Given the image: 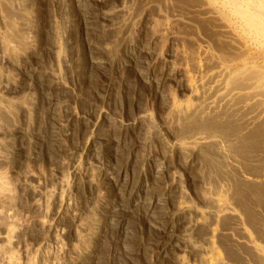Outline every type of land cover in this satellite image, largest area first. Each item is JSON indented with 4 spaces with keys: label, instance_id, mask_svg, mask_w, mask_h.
Masks as SVG:
<instances>
[{
    "label": "bare ground",
    "instance_id": "6f19581e",
    "mask_svg": "<svg viewBox=\"0 0 264 264\" xmlns=\"http://www.w3.org/2000/svg\"><path fill=\"white\" fill-rule=\"evenodd\" d=\"M9 1L10 0H8V2ZM16 1V3L10 1L8 3L9 5H7V0H0L1 7H3V5L4 7L5 5L10 7L8 10L5 7L8 14L6 13L4 17L0 16L3 25L2 29L4 31L6 30V33H4L1 32L2 29H0V69L1 66H5L6 69L7 67L10 68L12 72L17 71L23 75L26 73L30 76V79L26 85L23 82L24 85L20 84L21 81L13 84L5 80V82L0 81V168H9V172L13 175L20 171L18 179H14L16 181L14 184L15 193L13 192L14 190L10 191L8 187L2 184L0 178V264H55L56 260L58 264H67L62 260L65 257H68L66 258L68 264H92L96 256V250L92 244L100 243L102 239L107 236L109 229L110 231L111 229L113 231L115 230V234L112 233L115 235L116 240L122 238L127 239L131 236L132 231L130 230V226L132 224L137 225L138 223H133L134 221L131 223L128 215H130L136 207H142L141 214L138 217L140 218L138 219L139 223L140 220H142L143 225H147L148 229L152 228V230L158 234V238L156 237L152 250V258H155V262L157 260V263L159 260H165V257L173 251L174 260L170 264H229V262L231 264L234 258L236 261H241L242 253L250 256L249 258L253 263L251 260H249L251 261L249 263L264 264V169L262 170L259 168L260 166H264V0H209L211 6L214 5L216 9H208L205 7L204 5L208 6V4L203 3L204 0H202L203 2L201 5L199 4L200 0H183L188 6L187 13H190L192 18L197 17V19L200 20L199 23L202 27L200 30L208 36L211 42L208 48L204 46V44L202 45V40L207 37L200 32L202 40L199 39L201 40L200 43L195 40V49H193L196 50L197 56L195 55L196 57H194L196 60L193 59V61H196V64L194 63L195 65L193 66H195V70L191 73H189L186 63H184L188 61L184 59L186 58L185 56H187L185 54V48L176 50L175 52L170 51V49H172L171 47L177 43H179L182 48L183 42L189 40L191 35L188 34L190 38L186 39L184 37L186 40L183 41L180 39L181 35L179 36L180 38L177 37L178 33L176 30L173 29V31L171 28H168V24L163 25V29L160 30L159 28L160 32H156L157 34L151 31L154 33V35L152 34L153 36L150 37L151 40L160 41L164 44L163 47L159 45L160 47L158 50L153 53L148 49L150 47L144 44V40L139 36V28L143 20H148L150 18L154 25V22L156 24L159 19L167 18L164 13L173 10L176 11V9H170V6L168 7L172 0H140V2L143 1V8L139 15L137 13V16L136 12L132 11L134 8V6L131 5L132 2H126H130V0H119L120 3L118 2L113 8L108 7L110 4L108 6L105 5L107 0H88V2L92 4V7L87 10L86 14L92 19H95V23H97L99 27L98 31L102 30L104 35L105 33L112 34L113 38L110 39V36H108L105 37L103 42L101 40L99 49L102 51L103 55L90 54L88 62H84L89 66L97 65L106 68L109 67V76L114 75L115 77L117 71V75H119V70H122L120 71L122 73L119 78L120 80H117L118 82L116 84L117 87L121 89H118L116 95L115 92L112 91L113 85H110L106 81L104 82L102 80L98 82L95 88V92L104 93L103 97H100L101 100L99 102L107 101L106 103H108L111 101L112 94L113 96L115 95L117 103L119 104V114L116 113L114 116L112 113H110V115L107 112L99 110V102L90 105L82 114H76V112L72 110L70 104L68 105L67 101L64 100L69 93L74 95V93H72L73 88L70 87L72 81L70 67L73 64L70 58L72 57L68 58V60H65L66 58L60 59L62 65L59 64V58L55 60L56 58L54 57L57 63L55 69L46 68L41 64L37 65L35 62L31 64L30 59L32 60V57L35 55V49L33 48H35L36 42L33 41L30 44V42L28 43V38L33 34L32 32L37 30L35 28L37 23H34L33 18H27L28 16L26 15L24 16L25 18L23 17L26 19L25 21L22 20L24 22L23 24L22 21L19 24L17 23L16 20L18 18H13V14H18L22 17V15H24V8L20 9L17 5L19 0ZM21 1V5H23L24 2L26 4V1ZM31 1L33 4H35L36 1L39 3V0ZM53 2L57 4L55 8L61 13L62 19L60 27L57 25L54 29V31L58 33L56 34L57 43L48 48L46 52L56 56L60 51L62 53L63 47L67 49V47L71 45L72 41L70 42V35L76 33L74 31L81 25L82 21H79V23L77 20L73 18V20H70L69 18L71 17L69 16V12H71L73 0H54ZM77 2L79 3L81 0H77ZM140 2L138 1L137 3ZM173 2L175 3V0H173ZM177 3L178 2H176L175 5L180 7L183 2H181L180 5ZM185 3H183V5ZM101 4H103V6H100ZM142 4L140 6H142ZM29 5L30 7L32 6L31 4ZM154 5L158 7L157 10L160 12L156 13L157 11H152L156 13V16H153V18L149 16L146 17L144 15L145 8L148 7V9L151 10L152 8L150 6L154 7ZM201 6H204L207 10ZM27 10H29V8ZM3 11L4 10H2L1 13ZM161 11L163 13H161ZM184 14L186 15V13ZM199 15L202 18H200ZM186 16L181 18L180 15H175L174 13L171 17L175 21L183 22L184 19H188L189 15ZM156 17L159 19L156 20ZM192 18L187 20L189 25L192 23ZM11 19H14V21ZM161 21H158V23ZM5 22L7 23L4 25L3 23ZM13 22L21 26L20 29H18L19 26L16 27ZM188 23L185 21V26H187L186 24ZM20 24H22L23 27ZM193 24L196 23L194 22ZM230 26L236 29L235 32H238V35L235 34ZM153 27L154 26H152V28ZM197 29H195L196 32H198ZM190 30L193 31V29ZM102 32L98 34H102ZM35 33L36 31L34 35ZM181 33L182 32H180V34ZM198 33L197 38L194 36V38H192L198 40V38L201 37L198 36L200 35V33ZM98 34L96 36L95 33H93V35H95L94 37H96L93 41H98ZM126 34L131 35L123 39V41L125 40L124 43L122 38ZM194 35L196 34L194 33ZM80 37L78 39H80ZM35 38H37V35H35ZM119 40V43L122 41V44L117 48L118 52H115V55H113L114 53L112 51H114L116 47L115 45L114 47L111 45ZM156 41H152L154 45ZM204 41L206 40L204 39ZM15 42H18L19 45ZM88 43H86L87 46L85 50L89 54L92 47ZM205 43H208V41ZM14 44L24 48L23 50L28 53H23L25 55L19 58L8 55L10 54L8 51L15 48ZM246 46H251L263 56L259 57L257 55V57H255L250 55ZM155 49L156 48L153 50ZM16 50L14 49L15 54H17ZM144 53L149 54V59L146 58L147 61H145V66L142 68L139 65L141 64V55ZM186 53L190 55L194 54V52H192V54ZM177 60H179L180 63L177 68L173 69L170 65L173 61ZM189 63L191 64L192 62ZM157 67L161 70L158 68L159 70L157 71ZM188 67H191V65ZM81 70L83 74L85 68ZM40 71H43V73L49 77V85L46 90L36 86L37 83L32 80ZM115 71L116 74H114ZM4 72L2 71V73ZM5 73L7 74L8 70ZM7 79L9 80V78ZM115 82L116 81H114V83ZM138 82L148 84L151 87V103L157 98H159L160 101L168 100L167 108L170 117L169 120L172 126L175 127L176 133L179 132V135L176 134L169 140L167 139L168 142H170L169 149L161 148L162 151H164L163 149H167V156L158 157L151 153L152 144L154 145L155 143H153L154 137L160 140V136L164 130L161 128L163 126L160 125L159 127L154 123L151 115L148 113V109L141 108L135 110V113L129 120H126L127 123L122 127L121 125L120 127L117 125L124 116V104L122 105V98L124 97L123 91L129 86L131 87V92L135 91L138 87ZM169 83H175L177 86L180 85V89L178 90L182 99L180 98L178 101L168 94L167 84ZM37 92L45 93L47 107L51 113H64L61 120L62 122L60 121L57 123V130L60 132L59 138L60 141H62L59 145L62 147V150L66 152V157L71 161L70 163L72 165L75 163L73 161V154L72 152L70 153L68 149V143H71L70 141H72L71 139L74 137L73 127L71 126L74 122H81L88 133L95 132V137L93 136V139L88 140L85 138V134L87 133L84 132L85 134L81 136L85 139H83V143L79 149H77L79 151L84 150L83 153H85V158H89L91 163H93L95 167H98L94 168V170L97 169V174L103 177L102 180H106L108 185H111L114 190L116 189L121 196L126 195L127 198V204L122 206V210L125 214L123 213L124 216L120 218L114 217V212L117 210L116 207L118 206L116 205L118 203L115 206L111 204H109L111 206H108V204L101 203L98 209V216L96 219L94 217V225L96 228L93 232L91 231V233L89 232L90 226H83L79 214L69 209V220L72 223L70 225L74 226L75 236L71 234L72 232H69V234L72 235L71 237H76L78 243H81L83 247L78 249L75 247L72 250L64 249L59 253L60 255L56 254V252L52 254L53 252L50 253L49 251L48 253L46 250L50 243L54 245H58L59 243L60 238L58 239L56 235L59 231L56 232L55 228L63 221L66 214H68L66 213L67 205L65 204V197L69 195V192L73 189L71 187L72 185H66L61 181L59 189L53 192L43 189V187L41 188L40 186L35 188V186L33 187L30 183L36 180L38 181L39 178L36 174L29 170L23 171L21 168L16 167V165H9L10 160H12L10 157L14 156L18 148L31 146L37 149L35 144H37L38 137L40 136L37 137L34 135L35 130L29 132L24 130L20 125L13 123L14 114L12 113L11 103L9 104V102L4 101L6 98L2 100L1 94L3 93L4 95V93H7L9 96L26 94L29 96L30 99L28 103L23 105L27 98V96H25L26 98L21 106L23 112L29 113L30 115L39 107L38 98H40V96H38ZM52 94L55 95L54 98ZM124 94L126 95L127 102L131 99L129 101L130 104H135L132 100L135 99L136 95L133 93L132 95H128V93ZM11 99L14 100V97ZM15 99H17V97ZM13 103L15 104V102ZM15 109V111H19L17 110L18 108ZM163 109H165V107ZM4 120H10V122H12H8L9 127L6 126ZM105 121L110 123L111 128L110 131L107 130L108 132L105 131V133H103ZM167 121L168 120H166L165 123L169 122ZM170 128L172 129V127ZM138 130L140 132L142 131L141 147L146 150L145 155H143L141 159L142 163L140 169H138L137 178L134 179L136 176L134 175L135 177H132L130 170L132 164H134L133 162H135L134 160L137 154L140 153L137 146H131L128 149L125 164L123 166L120 165V168L118 166L116 170L112 169V164L115 163H111V159L113 157L116 159L118 150L122 145H125L129 135L138 132ZM58 131L56 133H58ZM39 132L40 131H37L35 134L38 135ZM165 136H167V134H165ZM79 142L82 141L80 140ZM161 142H159V144H161ZM162 146L164 147V145ZM166 146L167 145H165V147ZM154 148L155 147H153V149ZM36 149H31L29 151L27 154L28 161L25 159L27 162H37V155L39 153ZM176 155L180 159L178 162L180 166H178L181 168V172L189 166L191 168L195 167V174L198 176V181H200L201 193L199 192V199L201 204L199 203V205H188L189 200L184 189V182L179 178V174L173 173L175 165H177L174 163L175 161H173ZM14 157L18 158V156ZM17 163H19V161ZM21 163H19V166ZM74 168L72 173L73 179L83 172L78 169V167ZM90 168L92 170V167ZM170 168L173 172H170ZM164 171H169V173L165 172L166 174H170L169 180L164 182L162 188L150 192L149 179L158 177V175L164 173ZM85 172L87 173L86 170ZM82 177L84 178V176ZM76 184L77 183L74 185ZM88 186L93 187V181H89ZM13 193L15 196H13ZM171 196H175V205L174 210L169 212L167 209V201ZM17 198L20 199L21 202L28 201L30 203V207L27 206L29 207L27 209H30L32 213L30 221H28L27 217H23V219H25L23 220L20 216H17L15 212L17 209L15 206L16 204L13 205L17 201ZM119 204H125V202ZM27 211L25 212L27 213ZM239 212L242 213L241 215L244 217L245 223L252 231V234L255 235L254 238L257 243L251 239L248 234H245L246 230L244 231V227H242V221L244 222V220L240 217L241 215L239 216ZM187 215L189 216L188 219L186 217ZM130 218L132 217L130 216ZM133 226L134 225H132V227ZM79 230L80 233L85 232L86 234L89 232L87 238L84 237L85 240L83 234L80 235V233H78ZM31 231H38L41 234V238L34 243V246L27 244ZM66 236L67 234L65 238ZM260 249L263 252L262 257L259 256ZM245 257H243L244 261ZM260 258L263 259L261 260Z\"/></svg>",
    "mask_w": 264,
    "mask_h": 264
},
{
    "label": "rangeland",
    "instance_id": "374dc122",
    "mask_svg": "<svg viewBox=\"0 0 264 264\" xmlns=\"http://www.w3.org/2000/svg\"><path fill=\"white\" fill-rule=\"evenodd\" d=\"M10 1H13L14 3L17 2L16 0H10ZM24 1H26V4H25ZM53 1L54 0H42V1L39 0L38 2L40 4L37 3V1L35 2V4H33L31 0H23L24 3H23V5H21L22 1L19 0V2L17 3V5H18V7L20 9H23L24 8L23 9V12H24L23 14L24 15H22V17H21L18 14H13V16H14L13 18L17 17L18 19L16 21L19 24V23H21L22 20L23 21L26 20V19H24L25 18L24 16L26 15V16H28L27 18H31V19L33 18L34 23H37L36 24L37 26L35 27L37 29V30H35L36 31L35 35H37V38H35V35H34V32L35 31L32 32L33 34L30 33L31 36H29V38H28V43L30 42V44H31L33 41L36 42L35 48H33V49H35L34 50L35 51V55L32 57V60L30 59L31 64H33L35 62V64H37V65L41 64L42 66H44L46 68H51V69L54 68L55 69L56 66H57V63H56L55 60H57L58 58H59V60L60 59H63V58L64 59L66 58L65 60H68V58L72 57V58H70V59H72V62H73V64L70 67L71 68V74H72V81H71V83L70 82L69 83H70V87L73 88V92L72 93H74V95L71 94V93H69L71 95L68 94L67 97L64 98V100L67 101V104L68 105L70 104L72 110H74L76 112V114H82V112L86 111L89 108L90 105H92L93 103L96 104L97 102H99L101 100L100 97H103L104 93H102V92H100V93L99 92H95V88H96V85L98 84V82H100V81L103 80L104 82L106 81L110 85L112 84L113 85L112 91L115 92V95H116V93L118 92V89L119 90L121 89V88L117 87L116 84L120 80L119 78H120V76L122 74L120 71H122V70H119V75H117L118 74V71H117V74H116V71H115V73H114V74H116L115 77H114V75L109 76V72H110V68L109 67L106 68V67H101V66H97V65L89 66L88 64H85V62H84V61H86V63L88 62V59L90 57L89 56L90 54L91 55H95V54L96 55L97 54L98 55L99 54L103 55L102 54V51L99 49L100 48L99 46H100L101 40L103 42L104 39H105V37H108V36H110L109 37L110 39L113 38L112 34H106L105 33V35H107V36H105L104 35V32H102V30L98 31L99 30V27H98L97 23H95V19L93 18L94 19V21H93V19L86 14L87 13V10L92 7V4L89 3L88 0H81V2H79V3L77 2V0H73V5L71 6L72 7L71 8V12H69V16H71V17H69V18H70V20H73L74 19V20H77L78 22L79 21L80 22L82 21V22H81V25L78 28L75 29L74 32H76V33H73L74 35L73 34L70 35V42L72 41L71 42V45L69 47H67V49H64V47H63L62 53L60 51L58 53V55H56V56H54L52 54L51 55L48 54V52H46V50H48V48H50L51 46H54L57 43V41H56L57 40L56 34H58V33L55 32L54 29H55V27L57 25H59L58 27H60V22H61V19H62L61 18L62 17L61 13L58 11V9L55 8V5L57 6V4H55V2H53ZM133 1H134V4H133ZM138 1L140 2V0H130V2L129 1H126L128 3H131L132 2L131 5H133L134 8L138 6L137 8H135V9L133 8L132 9L133 12H136V16H137V13H138V15H139V13H141V10L143 8V4H142L143 1L140 2L142 4V6H140L141 5L140 3H137ZM9 2L7 0V5H9L8 4ZM118 2L120 3L119 0H107L105 2V5L108 6L110 4L108 7H112L113 8L116 4H118ZM176 2H178L177 4H179V5H180L181 2L185 3L183 0H178V1L175 0V3ZM202 2L203 1L200 0L199 4L201 5ZM135 3H136V5H135ZM175 3L172 0L170 2V4L168 5V7L170 6L169 7L170 9H176V11L173 10L171 12L168 11V13H164L165 16H167V18H161V20L163 19L161 21L159 18L156 17V20L159 19L158 21H161V22H159L160 25H159L158 21L156 22V24L154 22V25H153V22H151L150 18L148 20H143V22L141 23V26L139 28V33H140L139 36H140V38H142L144 40L143 43L146 44V45H148V47H150L148 49L153 53V52H156L161 45H162L161 47H163L164 44L161 43L160 41L157 42L156 40H153V39L151 40L150 37H152L154 35V33L157 34L158 31H159V28H160V30L163 29L162 28L163 25H167L168 24L167 25L168 28H171V30H173V29L176 30V32L178 34L177 33H175V34H177V37H179L181 35L180 36L181 38L180 37L179 38L182 39L183 41L186 40V39H189L190 38L189 35H191V38L193 36L197 38V33L198 32L199 33L201 32L202 35H204L205 37H207V38H204L203 37L206 41H204V39L202 40V35L200 33V35H198V36L199 37L201 36V37L198 38V40L196 38L193 39L194 38L193 37L192 38L193 40L190 38L189 39L190 41L189 40H186L185 42L182 41L183 42L182 48H181V45L179 43H177V44H174L171 47L172 49H170L171 52H175L176 50H179V49L182 50L184 48H185L184 50H186V52H188V53H191L192 54V52H194V54H192V55L187 54L185 52V54L187 55L185 57L188 58V59H186V58H184V59L185 60H188V61L190 60L189 62H192L191 64L188 61H185L183 59L185 61V62L184 61L183 62L186 63V66H187V69H188L189 73H191L192 71L195 70V66H193V65L196 64V61H195L196 58H194V57L197 56L196 50H194L195 49L194 46L196 44V41H198V43H200V41L202 40V45L204 44V46H207V48H208V46L211 45L210 44L211 42L209 41L208 36L202 30H200V29H202L201 24L199 23L200 20H198L197 17L192 18V15L190 13H187L188 6L186 5V3L184 5L182 3V5H183V6L181 5L182 7L181 6L178 7L177 5H175ZM203 3L208 4V6L204 5L208 9H212V8L213 9H216L214 7V5L211 6V3H210L209 0H204ZM29 4H31V5L33 4L34 6L32 5L30 7ZM7 5H5V7L8 10V8H10V7H8ZM26 5H27V7H26ZM1 6H0V16H3L4 17L6 15V13H7V10L4 7V5H3V7H1ZM100 6H103V4H101ZM204 6L203 7L201 6V7L202 8H205ZM139 7H141V8H139ZM150 7L152 8L151 10L148 9V7L145 8V13L146 14L144 13V15L146 17L149 16V17H152L153 18V16H156V13H159L160 11L157 10L158 7L156 5H154V7L153 6H150ZM28 8H29V10H27ZM207 8H205V10H207ZM31 9H32V11H31ZM2 10H4V11L1 13ZM134 10H136V11H134ZM152 11L153 12H156L157 11V12L156 13H153ZM3 13H4V15H3ZM31 13H32V15H31ZM161 13H163V12L161 11ZM174 13H175V15L176 14L177 15H180L181 18L183 16H186V15H189V16H188V19L187 18H186V20L184 19L183 22L182 21H175L171 17L172 15H174ZM180 13H182V14H180ZM184 13H186V15ZM168 14H170V15H168ZM7 18H9V17H7ZM191 18H192V21H191L192 23L189 25V23L187 22V20H189ZM200 18H202V17L200 16ZM0 20H1V18H0ZM11 20L14 21V19H11ZM16 21H15V23H16ZM23 21H22V24L24 23ZM185 21H186V23H188V24H186L188 27L185 26V24H184ZM193 21L196 24H198L199 27H198V25L193 24L194 23ZM0 22H1L0 29H2V26H3L2 25V20ZM165 22H168V23H165ZM6 23L7 22H5L3 24L5 25ZM177 23H179L180 25L177 24ZM18 24H15V26L16 27L19 26ZM22 24H20V25H22ZM176 25H178V26H176ZM152 26H154V27L152 28ZM179 26H181V27H179ZM20 27L21 26H19L18 29H20ZM22 27H23V25H22ZM193 27H195V28H193ZM230 27L233 29L234 32L236 31V29L234 27H232V26H230ZM190 29H193V31L190 30ZM195 29H197L198 32H196ZM147 30H149V31H147ZM194 30H195V32H194ZM151 31H154V33H152ZM1 32L6 33V30L4 31L2 29ZM19 32H21V31H19ZM99 32H102V34L101 33L98 34ZM180 32H182L183 34L182 33L180 34ZM193 32L196 35H194ZM93 33H95L96 36H97V34L99 35V39H98L97 42L93 41L96 38V37H94L95 35H93ZM235 34L238 35V32H235ZM130 35L131 34H128V35L126 34L122 38V41H123V39L128 38V36H130ZM183 35H185V36H183ZM79 37H80V39H78ZM184 37L186 39H184ZM118 39H116V40H118ZM199 39H201V40H199ZM120 40L118 42L115 41V44L111 45L113 47L115 45V47H116L115 50L112 51L114 53L113 55H115V52H118V49L117 48L119 47L120 44H122V41H121V43H119ZM242 40H244V39H242ZM152 41H154V42L156 41L157 44L155 43V45H154V43ZM207 41H208V43H205ZM35 42H34V44H35ZM123 42L125 43V40ZM243 42H246V41H243ZM15 43H18V42H15ZM86 43H88L92 47L91 48V52L89 54L85 50V47L87 46ZM116 43L118 44V46H117ZM14 45H15V48L14 49L15 50L18 49V50H16V53L17 54H15V51L13 49V50L8 51V53L10 52V54H8V55H10V56H12L14 58L15 57L16 58H19L20 56L25 55L23 53H25L26 51L23 50L24 48L18 46L19 43H18L17 46H16V44H14ZM16 47H19L20 49L19 48H16ZM36 48H37V52H36ZM154 48H156V49L153 50ZM189 49H190V51H189ZM246 49L249 50V54L252 55V56H255V57H257V55L259 57H262L263 56L262 54L258 53L255 49H253L251 46H246ZM19 50H21L22 52L19 51ZM21 53H22V55H21ZM27 53L28 52H26V54ZM63 54H65V55H63ZM59 55L62 58H60ZM113 55H111V56H113ZM143 55H141V58H142L141 59V64H143V65H141V64L139 65L142 68L145 66V61H147L146 58L149 59V54H145L144 53ZM193 59H195V60L193 61ZM179 60L173 61L170 66L173 69L174 68H177L178 67V64L180 63ZM59 64L62 65V61L61 60H60ZM188 64L191 65L192 68L191 67H188L189 66ZM4 67L1 66V69H4V70H1L0 69V71H1V73H0L1 74V76H0L1 80L0 81H4L5 80L6 82L8 81L9 83H12V84L15 83V82L18 83V82L21 81L20 84H23L24 83L25 85L29 82L30 76L27 75L26 73H24V75H23L22 73H18L17 71L16 72L15 71L12 72V70L10 68L7 67V69H6V67L5 68ZM159 67H161V66H159ZM159 67L156 68L157 71L160 69ZM83 68H85V71L83 72L84 75L81 72L82 71L81 69H83ZM190 68H191V70H190ZM7 70H8V73L6 74L5 72H7ZM2 71L3 72L5 71V72L2 73ZM3 77H4V79H3ZM7 78H9V80ZM32 80H34L37 83L36 86L41 87V88H44V90H46L47 86L49 85L48 84L49 83V77L47 75H45L43 73V71H40L37 75H35L34 78H32ZM114 81H116V82L114 83ZM170 84H172V83L167 84L168 85L167 86V92H168V94L171 95L172 97L176 98V100L179 101L180 98L182 99V97H180L181 94H180V92L178 90V89H180V85L177 86V85H175V83L172 84V85H170ZM137 85H138V87L135 89V91H132L131 92V87L130 86L127 87L125 89V91H123L126 94L128 93V95H132V93L134 95H136L135 99L132 100V102H135V104H130L129 101L131 99H129V101L127 102V99L125 97L126 95L123 93V96L124 97L122 98V101H123L122 102V105L124 104V107H123V109H124L123 110V115L124 116H123V118H121V122L120 123L118 122L117 125L119 127L121 125V127H122L125 123H127L126 120L127 121L129 120V118L135 113V110L141 109V108L148 109V113L151 115L154 123L157 124L159 127H160V125L163 126L161 128H163V130H164L162 132V135L160 136V138H161L160 140H158V139H156L154 137L153 143L154 142L155 143H154V145L152 144V147H151V151L152 152L151 153H152V155L158 156V157L167 156L166 155V153H167L166 150L167 149L166 150L163 149L164 151H162L161 148H168L169 149L170 142H168V140L172 136H175L176 134L179 135V132L176 133L175 127L172 126V123H170V120H169L170 117H169V112H168V108H167L168 107V100H164L165 101L164 102L163 100L160 101V99L157 98V99H154L155 101H153L151 103V98H150L151 97V92H150L151 91L150 90L151 87L148 84H145V83H142V82H138ZM138 88H139V93H138ZM37 94H38V96H40V98H38V106L39 107L36 110H34L32 112V114H30L31 116L29 115V113L23 112L22 106H21L22 103H23V101L26 98L25 96H27L26 94H24V95H18V96H13V95H10L9 96V95H7V93H4V95H3V93L1 94V99L2 100L6 98L4 101L9 102V104L11 103V108L13 110L12 113L14 114L13 115V123H16L17 125H20L24 130L29 131V132L35 130L34 131V135L37 136V137L38 136L41 137V138L38 137L39 139L37 140V144H35V147H37V149L36 148H32L31 146H29V147L23 146V147L18 148V150L14 154V156H18V158L16 157L17 158L16 159L12 155L13 157H10V159H12V160H10L9 165H14V166L16 165V167L21 168L23 171H28L29 170V171L33 172L34 174H36V176L39 178L38 181H40V182H38L36 180L35 182L33 181L32 183H30V184H32L33 187L35 186V188H38L40 186L41 188L43 187V189H46V190H48L50 192H53V191H57L59 189V186H60L61 181L63 183H65L66 185H70V186L72 185L71 187L73 189L71 190V192H69V195H67L65 197V204L67 205V212L66 213H68V214H66V217L63 218V221H62L63 223L61 222L62 224L60 223L59 225H57L58 229H57V227L55 228V231L56 232L59 231V232H57L58 234L56 233V235L58 236L57 238L58 239L60 238L59 239V243H58V245H54V244H51L50 243L48 245L47 250H46L48 253L50 251V253L53 252L52 254H54V252H56V254L60 255L59 253L61 251H63L64 249H66V250H70L71 249L72 250L75 247L77 249L83 247V245L81 243H78V241L76 240V237L75 238L74 237H71L72 235L75 236V232H74V226H71L70 225L72 223L69 220V209H71L72 211H76V213L79 214V217H81V220L83 222L82 225L83 226L84 225L90 226V231L89 232L91 233V231L93 232L95 230V228H96L95 225H94V223H95L94 220L98 216V213H99V210L98 209H99V206L101 205V203L102 204H108V206H111V205H114L115 206L118 203L116 205L118 207H116L117 210L114 212L115 213L114 214V217L115 218H120V217L124 216V214H125L123 212V210H122V206L123 205L125 206L127 204V198H126V195H124L125 197L124 196H121L116 189L114 190V188H112L111 185H108L106 183V180L105 181L102 180L103 177H101V176H99L97 174L98 173L97 169H95L96 171L94 170V168H98V167H95V165L93 163H91V160H89V158H85V156H84L85 153H83L84 150L83 151H81V150L79 151L78 150L79 147L81 146V144L84 141L83 139L87 138L89 140V139H93L95 137V132L88 133L86 131L87 129L85 128V126L81 122L80 123L79 122H74L72 124V126H71V127H73L72 130H73V133H74V137L71 139L72 140V141H70L71 143H68V146H69L68 149L70 150V153L72 152V154H73V161L75 163H73L74 165H72L70 163L71 161H69L67 159V157H66V152L63 151L62 150V147H60V145H59L60 143H62V141H60V138H59L60 132L57 130V126H58L57 123L62 120V118L64 116L63 115L64 113H60V114L58 112L57 113L55 112V114L51 113L48 110V107H47L48 105H47V101L45 99L46 98L45 97L46 96L45 93L44 92H41V93L40 92H37ZM168 94H167V96H168ZM115 95L113 96V94H112L111 101L108 102V103H106L107 101L106 102H99L98 103L99 110H102L103 112H107L108 114L112 113L113 116L116 113L119 114L118 113L119 112L118 111L119 110L118 109L119 108V106H118L119 104L117 103V99L115 98ZM12 96L14 97V100L11 99V98H13ZM54 96L55 95L52 94V97L53 98H54ZM16 97H17V99H15ZM29 99H30V97L27 96V98L24 101L23 105L24 104L26 105L28 103ZM75 99H77V100H75ZM158 101H159V103H158ZM13 102H15L16 105ZM160 102H161V104H160ZM114 107H115V109H114ZM164 107L167 110L163 109ZM15 108H18L17 110H19V111L18 112L15 111L16 110ZM162 111H164V112H162ZM165 115L168 117V119H167V117ZM164 120L165 121L168 120L169 122L167 121L168 123H165ZM4 122H6V126L9 127V123L8 122H10V120H8V121L4 120ZM105 122H106V123H104L105 124L104 125V128L105 129H103L104 132L102 131L103 133H105V131L106 132L110 131V128H111L110 127V123H108V121H105ZM10 123H12V122H10ZM108 124H109V126H108ZM170 127H172V129L173 128L174 129L172 130ZM169 128H170L171 131L170 130L168 131ZM37 131H40L38 135L35 134V133H37ZM57 131H58L59 134L56 133ZM84 132H86L87 134H85ZM50 134H52V135H50ZM82 134L83 135L85 134L86 137L85 138L82 137L81 136ZM165 134H167V136H169V137L165 136ZM122 135H124V134H122ZM165 139L166 140L168 139V140L166 141ZM80 140L82 142H79ZM161 140H162V142H161ZM163 140H164V142H163ZM141 141H142V131L140 132L138 130V132H135L132 135H129V138L126 140L125 145H122V147H120V149L118 150V154H116V156H117L116 159L114 157L111 159L112 160L111 163H115V164H112V169H115L116 170V169H118V166H119V168L121 166H123L125 164V161H126L128 149L131 146H137L139 148V152H140L139 154L140 155L137 154V157L134 160L135 162H133L134 164H132L131 170H130L131 171V176L133 177L135 175L136 177L134 176L135 177L134 179H136L137 178V175H138V169H140V165L142 163V160H141L142 159V156L145 155V150H146V149L145 150L142 149L141 143H140ZM159 142H161V144H159ZM162 145H164V147ZM165 145H167V146L165 147ZM153 147H155L154 148L155 150L153 149ZM31 149L38 150L37 152L39 154L37 153L38 154L37 155V162H31V161H29L30 163L27 162L28 161L27 160V158H28L27 157V154L29 153V151ZM142 150H144V151H142ZM75 153H76V155H75ZM142 153H144V154H142ZM174 159L175 160H173V161H175L174 163L177 164V165H175V169L173 170L174 172L172 171L171 168L169 169V170H171L170 172H173L175 174L176 173L179 174V176H180L179 178H181L182 179V182H184V189H185L187 198L189 200L188 201L189 202L188 205L189 206H193V204H198L199 205V203H200V199H199L200 198V196H199L200 194H199V192L201 193V191H200V183H199L200 181H198V176H196V174H195V172H196V171H194L195 170V167L191 168L189 166L183 172H181L182 170L179 167L180 164H178V162L180 161L179 157L176 155ZM18 161H19V163L22 162L21 163L22 166H21V164L19 166V163H17ZM74 167H78V169H80L81 171H83L85 173V175L82 172L83 174L81 173L80 175L76 176L73 179L72 178L73 177V174L72 173H73V171L75 169ZM90 167H92V170L93 171L91 170ZM176 167L178 169H180V170H178ZM196 167H197V165H196ZM259 168L263 170L264 169V166H262V167L260 166ZM2 169L0 168V175H1L0 178L2 180V181L1 180L0 181L2 182V184H4L6 187H8V189L10 191H13L14 190L13 192L15 193L14 184L16 183L15 180L18 179V176L20 174V171L19 172L17 171L18 173H15L13 175V174H11L9 172L10 171L9 168H5L3 170ZM85 170L87 171V173L85 172ZM165 172L169 173V171H164V173ZM88 173H89V176H88ZM164 173L159 174L158 177H153L152 179H149L148 183H149L150 192L151 191L158 190L159 188H162L164 182L167 181V180H169L170 174H166V173L164 174ZM82 176H84V178ZM87 177H88V180H87ZM5 178H7V179H5ZM82 178L85 179V180H83ZM89 181H93V183H94V186L93 187H89L88 186V182ZM75 183H77V184L74 185ZM11 187H13V188H11ZM89 188L92 189V190H90ZM14 193H13V196H15ZM120 196L121 197H124V198H121ZM174 199H175V196H171L169 198V200L167 201V209L169 210V212H172L174 210V205H175V200ZM16 200L18 202L16 201L13 205L16 204L15 206H16L17 209H16L15 212H16L17 216H20L22 219H23V217H25V218L27 217L28 218V221H30V218H31L32 213H31V210L30 209L29 210L27 209V208L30 207L29 206L30 203L28 201H26V202H23L22 201L21 202V200L18 199V198ZM103 201H104V203H103ZM107 201H108V203H107ZM124 202H125V204H121V205L119 204V203H124ZM109 204H111V205H109ZM27 206H29V207H27ZM141 209H142V207H139V208L136 207L134 209V211L130 215H128V218L131 221V223L133 221H134L133 223H135V222L138 223L137 225L132 224V225H134L133 227H132V225L130 226L133 229L132 230L130 228V230L132 231V234H131L130 237H128L127 239L122 238L120 240H116L115 235H114L115 234V230L113 231L111 229V231H110V229H109V231L107 233V236L105 238H103L100 243L92 244L94 246L95 250H96V256H95V259L92 262V264H170V263H172V261L174 260V253H173V251L170 252L167 257H165L166 258L165 260H162V261L159 260L158 263H157V260L155 262V258H152L153 257V253H152L153 245L155 244L156 237L158 238V234H157V232H154L152 230V228H149L148 229V226L147 225H143L142 224V220H140V223H139L138 219H140V218H138V217L141 214V211H142ZM25 211H27V213ZM121 211H122V213H121ZM116 213H118V214H116ZM27 214H29L30 216L27 215ZM241 214L242 213L239 212V216ZM130 216L133 219L130 218ZM94 217H95V219H94ZM186 217L188 219L189 216L187 215ZM240 217L242 218V220H244V217H242V215ZM23 220H25V219H23ZM179 222H180V220H179ZM79 223H78V225H79ZM141 224L143 225V227H142ZM140 225H141V228H140ZM242 227H244L243 228L244 231L246 230L245 234L246 235L248 234L251 237V239H253L255 241V238H254L255 235L252 234V231L248 228L247 224L245 223V220H244V222L242 221ZM33 228H35V227H33ZM65 230H66V232H65ZM69 232H72L71 233L72 235H70ZM78 233H80V230H79ZM88 233L85 234V232H82V233H80V235L83 234V238L84 237L87 238V234ZM235 233H236V231H235ZM66 234H67V236L65 238V235ZM29 236L30 237H28L29 239L27 241V244L28 245L31 244L33 246H34V243H36V241L39 238H41L40 237L41 234L38 231H34V232L31 231V235H29ZM84 240H85V238H84ZM258 244H259V242H258ZM260 245H262V244H260ZM138 250H139V252H138ZM245 255H246V257H245ZM262 255H263V252L260 249L259 256L262 257ZM243 257H245V261L243 260L244 259ZM249 257H250L249 255H247L245 253L244 254L242 253V256H241L242 259H241V261H236L235 258L234 259L232 258L233 260H232L231 264H233V263L234 264H241V262H242V264H244V263L245 264H252L253 261ZM57 258H58V256H57ZM66 258H68V257L63 258L62 260H64L65 263L68 264V262H66V261H68ZM260 259L262 260L263 258H260ZM230 260H231V258H230ZM239 260H240V258H239ZM249 260H251L252 263H249V262H251ZM56 263L58 264L57 260L55 261V264ZM229 264H230V262H229Z\"/></svg>",
    "mask_w": 264,
    "mask_h": 264
}]
</instances>
